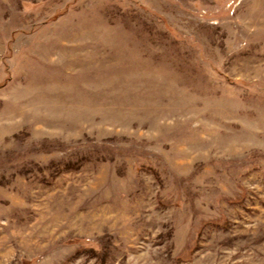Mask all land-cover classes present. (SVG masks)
Segmentation results:
<instances>
[{
    "label": "rangeland",
    "instance_id": "374dc122",
    "mask_svg": "<svg viewBox=\"0 0 264 264\" xmlns=\"http://www.w3.org/2000/svg\"><path fill=\"white\" fill-rule=\"evenodd\" d=\"M0 264H264V0H0Z\"/></svg>",
    "mask_w": 264,
    "mask_h": 264
},
{
    "label": "bare ground",
    "instance_id": "6f19581e",
    "mask_svg": "<svg viewBox=\"0 0 264 264\" xmlns=\"http://www.w3.org/2000/svg\"><path fill=\"white\" fill-rule=\"evenodd\" d=\"M184 97V96H183ZM179 98V97H178ZM181 104V103H180Z\"/></svg>",
    "mask_w": 264,
    "mask_h": 264
}]
</instances>
